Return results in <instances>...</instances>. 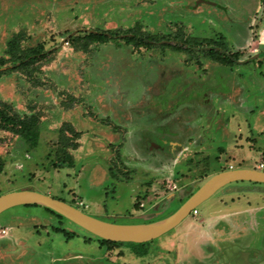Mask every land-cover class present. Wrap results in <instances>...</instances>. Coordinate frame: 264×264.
<instances>
[{
    "label": "rangeland",
    "instance_id": "obj_1",
    "mask_svg": "<svg viewBox=\"0 0 264 264\" xmlns=\"http://www.w3.org/2000/svg\"><path fill=\"white\" fill-rule=\"evenodd\" d=\"M12 41L44 54L4 70ZM0 60V103L38 132L31 147L0 129V195L30 189L132 225L170 216L218 172L264 163V0H0ZM195 210L118 247L41 206L12 207L0 264H264V184L230 183Z\"/></svg>",
    "mask_w": 264,
    "mask_h": 264
},
{
    "label": "water",
    "instance_id": "obj_2",
    "mask_svg": "<svg viewBox=\"0 0 264 264\" xmlns=\"http://www.w3.org/2000/svg\"><path fill=\"white\" fill-rule=\"evenodd\" d=\"M237 181L264 184V171L230 168L218 172L208 178L173 214L149 223L132 225L108 223L88 215L62 200L30 189L11 191L0 195V214L12 207L35 204L52 210L99 239L113 242L145 243L157 239L178 226L193 209L224 186Z\"/></svg>",
    "mask_w": 264,
    "mask_h": 264
},
{
    "label": "trees",
    "instance_id": "obj_3",
    "mask_svg": "<svg viewBox=\"0 0 264 264\" xmlns=\"http://www.w3.org/2000/svg\"><path fill=\"white\" fill-rule=\"evenodd\" d=\"M115 34L116 33L114 32H89L85 34L82 37V39L89 40L90 42L106 43L109 40L113 39L115 37ZM76 39L78 40L79 38L77 37ZM125 40L126 42H129V43L132 42L134 45H137L141 41V38H138V37L135 38L134 36H129ZM145 44L149 45V42L145 41ZM9 46L10 47L8 50V55L11 58L12 63L10 65L12 66H5L4 60H0V67L5 66L4 70H11L13 68L18 69L20 67L28 66L30 63L33 64V62H35L38 57L44 54V50L41 44L39 45L37 44L35 47L30 48L23 55L16 53L17 49H16L15 41L9 42ZM175 49H178V47H175ZM205 53L210 59L216 62H220V63H232L233 62V58L231 56L224 54L222 51H218L215 47L206 48ZM6 107L7 106L4 103H0V129L9 131L21 137L29 146L36 147L37 140H38V132L35 129V121L32 119L21 118L18 114H15V113H10ZM57 160L58 162L56 163L54 162L53 165L59 168L62 166V163L66 161L64 159H59V158H57ZM67 165L68 167H72L73 164L71 160H67ZM1 170H2V163L0 162V172ZM109 171L112 172V170H109ZM251 183H254V182H251ZM23 206L40 207L35 204L23 205ZM43 209H45L48 213L56 216L57 218H63L62 216H60L59 214L53 212L52 210L48 208L43 207ZM153 221H149V222H153ZM149 222H146V223H149ZM99 240L104 244H107L110 246H118V247L126 246L128 244L144 246L146 243L150 242L149 241L145 243H131V242H113V241L102 240V239H99ZM132 252L140 256L146 254V250L134 251L132 249Z\"/></svg>",
    "mask_w": 264,
    "mask_h": 264
},
{
    "label": "built area",
    "instance_id": "obj_4",
    "mask_svg": "<svg viewBox=\"0 0 264 264\" xmlns=\"http://www.w3.org/2000/svg\"><path fill=\"white\" fill-rule=\"evenodd\" d=\"M257 170H259V171H264V163L259 164L258 167H257ZM191 213H192V214H196V210L193 209V210L191 211Z\"/></svg>",
    "mask_w": 264,
    "mask_h": 264
},
{
    "label": "flooded vegetation",
    "instance_id": "obj_5",
    "mask_svg": "<svg viewBox=\"0 0 264 264\" xmlns=\"http://www.w3.org/2000/svg\"><path fill=\"white\" fill-rule=\"evenodd\" d=\"M197 189H198V188H197ZM197 189H196V190H197Z\"/></svg>",
    "mask_w": 264,
    "mask_h": 264
}]
</instances>
